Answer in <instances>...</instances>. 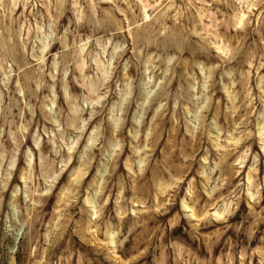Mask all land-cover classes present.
<instances>
[{"label": "rangeland", "instance_id": "1", "mask_svg": "<svg viewBox=\"0 0 264 264\" xmlns=\"http://www.w3.org/2000/svg\"><path fill=\"white\" fill-rule=\"evenodd\" d=\"M0 264H264V0H0Z\"/></svg>", "mask_w": 264, "mask_h": 264}]
</instances>
